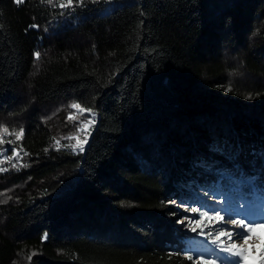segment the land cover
<instances>
[{"label": "trees", "instance_id": "trees-1", "mask_svg": "<svg viewBox=\"0 0 264 264\" xmlns=\"http://www.w3.org/2000/svg\"><path fill=\"white\" fill-rule=\"evenodd\" d=\"M53 3L0 0V264H221L169 202L189 174L264 215V0ZM73 103L83 151L45 117ZM215 147L231 175L197 170Z\"/></svg>", "mask_w": 264, "mask_h": 264}, {"label": "rangeland", "instance_id": "rangeland-1", "mask_svg": "<svg viewBox=\"0 0 264 264\" xmlns=\"http://www.w3.org/2000/svg\"><path fill=\"white\" fill-rule=\"evenodd\" d=\"M239 76H240L239 74L233 75L234 79H238ZM59 112H61V115H62V118L57 116V118L60 121V127L62 126V124L75 121V124L73 126L75 133H73V130H70L69 134L66 131H63L62 133L66 135L68 134L69 137L79 136L80 142L82 143V145H84L85 143L83 142L85 141L86 137H88V130L94 123V115L91 112H87V111L80 112V110L78 109H74V108L69 109V105H61V106L55 107V109H53L52 111H47V114L45 115V117L46 118L48 116L49 118L50 116L54 117V115L56 114L59 115L58 114ZM70 116L72 117V119H69ZM88 121H92V123L88 124V126L84 128L83 130H80L81 126L87 124ZM72 140L75 141V143L77 144V140L75 139H72ZM204 157L206 161H208V164L206 165L205 163H203L202 165L196 166L197 170L201 171L202 174H217V175H223V176L231 175L230 171L228 169L222 168L221 165H216V167H214L215 165H213L215 159L218 160V158H221V159H224L225 161L230 159V157H227V155H225V153L220 149V147L210 148L204 154ZM258 157L264 159V150L259 151ZM211 159L213 162H211ZM209 164L212 165L214 168H212V166H209ZM183 177H184L185 183H183L180 186L179 191L176 190L172 193L170 202H169V206L175 210L173 214L174 225L177 226L182 233L186 235L190 234L194 236H197L199 234V231H200L199 228L197 229L196 232H192L189 230L188 221L198 218V215H199L198 213L191 212V208L193 207H196L197 209L201 211L211 210V209L219 210L221 208H226L225 211H222L220 213L221 216L225 217V220H227L229 214H231L234 218H242L241 216L237 215L238 213H241L238 209V207H240L239 206L240 202L239 200L232 198L236 194L231 197L232 198L231 201L225 202L224 200H222V196L218 195L216 192L208 191L207 189L202 188L201 186H197V184L192 180L191 175L187 174V175H184ZM241 181H245L246 183L250 182L249 179L247 178H241ZM244 197L250 198L251 196L246 195ZM224 202L227 204V206L224 205ZM185 208L189 210L185 211ZM257 211H258V208L256 206L254 205L251 206L249 212L247 213L248 218L250 219L264 218V215H261V214L259 215ZM210 214H211V211H210ZM181 220H184V223H179V221ZM204 224L208 225L204 227L205 233L213 230L216 227H221V226L228 227V228L234 227L231 224L222 225L221 223H217L216 221H211V222L204 221ZM254 236H260L264 238V232L257 231L256 233H254ZM237 242L239 243V241ZM247 246L249 248L255 247L256 249L255 252H250V264H253L251 257L255 256L258 258L260 256V251H259L260 242L250 241L249 245ZM221 253L222 252H220L219 255H221ZM213 255L217 256V254L214 252H213ZM214 261H217V260H215L214 258Z\"/></svg>", "mask_w": 264, "mask_h": 264}, {"label": "snow or ice", "instance_id": "snow-or-ice-1", "mask_svg": "<svg viewBox=\"0 0 264 264\" xmlns=\"http://www.w3.org/2000/svg\"><path fill=\"white\" fill-rule=\"evenodd\" d=\"M16 2L23 3L24 0H16ZM79 6H83V0H77ZM92 2H96V0H92ZM41 4H47L52 6L53 8L57 7V4L53 3V0H40ZM60 8H67L73 6V0H60V3L58 5ZM30 27H38L37 25H31ZM36 59H39L40 54L37 52L34 54ZM227 91H232L231 88H228ZM250 98V97H249ZM71 108L79 109L80 112H84L85 109L81 108L80 104L73 103L70 105ZM69 119H72L70 116ZM92 121H88L87 124L82 125L80 130H83L88 126V124H91ZM24 134L23 128H21L19 131L16 129H12L11 132L9 131V128L4 125H0V144H3L5 141L3 140V136L10 135L14 136L16 141H19ZM67 139H75L77 140L76 145H65V147H70L73 151H76L77 148H79L80 151H83V145L79 140V136L75 137H68ZM86 139L83 143H86ZM9 144H12L13 141L9 140ZM57 144H59V141H56ZM11 151L13 155H18L17 149H0V155H3V153ZM26 154V153H25ZM4 161L0 160V163H3ZM12 167H16V164H12ZM0 171H7L6 168L0 169ZM0 202H6V201H0ZM174 203V202H173ZM189 209L185 208V211H188ZM211 211V214H210ZM222 211H225L224 208H221L219 210L211 209V210H204L201 211L197 209L196 207L191 208L192 213H198V218L194 220H189V230L192 232H196L199 228V235L205 237V241L209 244H211L213 247L211 249L212 252L217 254V258L221 260V264H224L226 261L227 264H250V252H255V247L249 248L247 245H249L250 241H258L260 242V256L257 258L255 256L251 257L253 264H264V238L260 236H254V233L257 231L264 232V218L262 219H250L248 218L247 213H238V216H241L242 218H234L231 214L228 215L227 220H225L224 216H221L220 213ZM204 221H216L217 223H221L222 225L225 224H231L234 227L228 228V227H216L211 231H208L205 233L204 227L208 226L204 224ZM179 223H184V220L179 221ZM239 229V230H237ZM47 238V233L43 234L42 239ZM239 241V243L237 242ZM225 252L228 253V255L220 257L219 253ZM35 255V253H33ZM171 255V254H170ZM181 255V254H177ZM182 255L191 262V264H211V261H208L205 259L203 254H198L195 256L191 253V250L185 251L182 253ZM30 259V257H29Z\"/></svg>", "mask_w": 264, "mask_h": 264}]
</instances>
